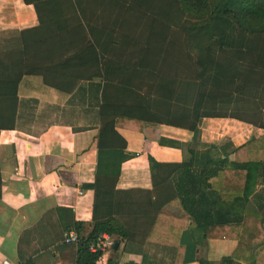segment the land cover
<instances>
[{
    "label": "crops",
    "instance_id": "1",
    "mask_svg": "<svg viewBox=\"0 0 264 264\" xmlns=\"http://www.w3.org/2000/svg\"><path fill=\"white\" fill-rule=\"evenodd\" d=\"M193 46L177 27L125 0H0V80L14 82L13 95L0 96L7 101L0 102V260L75 264L76 244L64 243L63 233L90 231L98 168L107 181L121 155L114 184L121 203L133 198L139 211L159 197L153 212L184 207L200 213L198 227L189 218L137 217L128 239L108 234L114 244L98 264H221L234 251L231 264H264L261 178L249 189L247 218L241 198H226L227 187L211 192L196 168L183 188L186 179L176 185L175 173L151 192L149 159L201 160L208 145L220 157L222 147L264 134L251 120L264 93L249 77L218 97L222 89L209 83ZM224 159L230 167L234 157ZM186 243L194 248L184 261Z\"/></svg>",
    "mask_w": 264,
    "mask_h": 264
},
{
    "label": "trees",
    "instance_id": "2",
    "mask_svg": "<svg viewBox=\"0 0 264 264\" xmlns=\"http://www.w3.org/2000/svg\"><path fill=\"white\" fill-rule=\"evenodd\" d=\"M125 1L130 7L156 15L162 21L177 27L184 33L186 40H191L193 47L201 52L200 63L203 73L210 80L209 83L213 84L212 87L222 89L215 92L218 97L227 96L239 88L242 89L249 77L251 81H254L252 84L257 86L258 91L264 93V0ZM10 83L0 80V96L11 91L13 95L14 87ZM209 96L215 98L213 94ZM238 118L244 117L238 116ZM198 120V117H194L192 145L198 142L199 131L196 126ZM251 120L254 125L264 129V95L258 97L256 115ZM213 147L214 145L207 146L210 151ZM209 149L200 152L201 160L197 157L191 162L160 164L149 159L151 192L166 187L175 173L178 177L176 185L181 179H186L185 183L179 185L183 188L185 184H188L187 179L193 168H196L199 175H202L203 184L211 192L227 187L229 189L226 198H241L243 216L249 217V189L253 188L258 179L261 178V181H264V134L257 138L251 137L243 145L230 150L222 147L220 157L210 153ZM107 154L116 157L115 150H107L104 155L107 156ZM230 154L234 159L231 160L230 167H226L224 158ZM120 158H122L121 155L117 157L109 174L105 172L107 175L105 182L99 178L98 168V178L93 186L91 229L84 238H78L75 264H96L99 253L88 251L89 243L102 232L115 234L118 239H128L137 217L151 216L157 220L164 217L165 220L173 219L178 223H183L186 218H189L191 224L198 227L195 222L199 219L200 213L184 207L180 211L167 214L160 210L153 212L154 204L159 203V197L155 201L150 199L152 196L148 197L145 206H142L143 210L139 211L133 198L123 199L121 203L115 195L118 191L114 189ZM237 189L244 190V194L233 193ZM204 216L206 215L202 213V217ZM79 225L80 223L75 224L77 231ZM204 230H206L205 227ZM157 231V228L151 227L149 234L157 233ZM205 233L206 231L203 235ZM175 245H180V242ZM193 246L194 244L188 243L184 245V261L192 259V255L187 257L186 253L192 252ZM236 257L238 253L234 251L229 258L221 259L220 263H234V260H237ZM141 264H149V262L143 259Z\"/></svg>",
    "mask_w": 264,
    "mask_h": 264
},
{
    "label": "built area",
    "instance_id": "3",
    "mask_svg": "<svg viewBox=\"0 0 264 264\" xmlns=\"http://www.w3.org/2000/svg\"><path fill=\"white\" fill-rule=\"evenodd\" d=\"M62 241L64 243H77L78 237L75 232L73 231H66L63 233ZM114 244V239L110 237L107 233H99L92 242L88 245V251L92 253H99V256L96 260V264L100 261L102 254L107 250L110 249ZM0 264H13L7 259H1Z\"/></svg>",
    "mask_w": 264,
    "mask_h": 264
},
{
    "label": "rangeland",
    "instance_id": "4",
    "mask_svg": "<svg viewBox=\"0 0 264 264\" xmlns=\"http://www.w3.org/2000/svg\"><path fill=\"white\" fill-rule=\"evenodd\" d=\"M207 93H208V91H206V89H204V94H207ZM205 104H208V105L211 106L212 102H210V101H204V102H203V105H205ZM219 104H220V103H218L217 105H219ZM211 108H212V107H210V108L207 109V110H208L209 112H211V111H215V112L218 111V110H215V109H212V110H211Z\"/></svg>",
    "mask_w": 264,
    "mask_h": 264
}]
</instances>
